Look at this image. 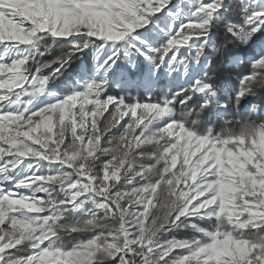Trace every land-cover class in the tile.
<instances>
[{
  "label": "snow or ice",
  "instance_id": "6c2138e0",
  "mask_svg": "<svg viewBox=\"0 0 264 264\" xmlns=\"http://www.w3.org/2000/svg\"><path fill=\"white\" fill-rule=\"evenodd\" d=\"M0 264H264V0H0Z\"/></svg>",
  "mask_w": 264,
  "mask_h": 264
},
{
  "label": "trees",
  "instance_id": "16d2710c",
  "mask_svg": "<svg viewBox=\"0 0 264 264\" xmlns=\"http://www.w3.org/2000/svg\"><path fill=\"white\" fill-rule=\"evenodd\" d=\"M52 90H53V91H59V88L53 87ZM133 95H136V93L133 92ZM141 95H143V94L141 93ZM106 115H107V114H106ZM122 123H123V122H122ZM117 135H119V133H117Z\"/></svg>",
  "mask_w": 264,
  "mask_h": 264
},
{
  "label": "rangeland",
  "instance_id": "374dc122",
  "mask_svg": "<svg viewBox=\"0 0 264 264\" xmlns=\"http://www.w3.org/2000/svg\"><path fill=\"white\" fill-rule=\"evenodd\" d=\"M125 119H127V117H125ZM123 122V121H122Z\"/></svg>",
  "mask_w": 264,
  "mask_h": 264
}]
</instances>
